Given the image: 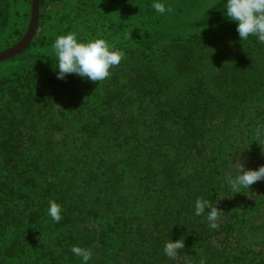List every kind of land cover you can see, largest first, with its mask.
<instances>
[{"label": "trees", "instance_id": "trees-1", "mask_svg": "<svg viewBox=\"0 0 264 264\" xmlns=\"http://www.w3.org/2000/svg\"><path fill=\"white\" fill-rule=\"evenodd\" d=\"M75 1L74 14L42 17L50 34L38 47L54 51L69 32L98 38L93 16L117 10L121 21L109 17L104 37L123 58L100 82L58 79L55 55L43 76L31 69L0 81V264H81L73 245L91 251L88 264H264V251L249 255L264 241L245 248L237 231L232 246L220 230L246 221L239 201L257 189L227 185L239 156L264 165V44L241 41L228 19L159 39L146 18L166 15L152 0ZM163 2L176 10L183 0ZM197 198L222 211L217 228L194 214ZM50 200L59 222L47 215ZM180 238L185 247L169 258L164 243Z\"/></svg>", "mask_w": 264, "mask_h": 264}, {"label": "rangeland", "instance_id": "rangeland-1", "mask_svg": "<svg viewBox=\"0 0 264 264\" xmlns=\"http://www.w3.org/2000/svg\"><path fill=\"white\" fill-rule=\"evenodd\" d=\"M1 3L4 8L0 9V52L17 44L26 35L32 20V0H1ZM77 5L78 2L75 0H40L39 23L41 24L42 17L46 20L47 16L53 15L57 9L64 12L70 11L74 14ZM223 11V0H183V2H179L176 10L172 8L171 11L163 14L166 15L165 21H161L160 19L157 20L156 18H146V22L148 23L149 31H151L156 38L166 39L171 36H185L190 35V33L193 32L199 33L211 27L217 26L227 19L222 14ZM95 16L96 20L93 23L95 24V27H97L99 35L97 37L104 39V36L108 33L106 23L109 17L114 21H121L120 14L117 13V10L112 11L110 16L106 17V12L103 9L100 14L94 15L93 17L95 18ZM68 20L69 19L67 18L63 21L67 23ZM93 23L90 22L88 24L91 26ZM88 28L89 27L84 29L81 33H83V35L86 34ZM49 34L50 33L45 29V26L42 28L39 27L38 24L36 34L30 46L20 55L0 62V81L6 76L14 75L13 73L16 72L18 75L21 73V76H24L26 71L32 69L38 75L43 76L41 71L43 68L47 67L46 69L52 70L54 67L53 65H55L52 60L53 58L51 57L55 55L54 51H51V49L49 50L47 47L46 50H42L38 47L44 37H47ZM140 36H142V34H140ZM148 38H150V36H148ZM44 40L46 41V38ZM45 53L49 55L50 58L42 57ZM41 65H43V68ZM26 121H30L29 115L27 116ZM239 158H242L241 160L243 162H240L244 165L245 169L249 165H251L253 169H257L255 168V164H257V162H248L244 160L245 158L249 160L250 155L243 154L240 155ZM256 159L257 157L254 161L258 160ZM254 188L256 187L254 186ZM254 192L255 194L248 195L244 201H239L240 205L238 207L240 209H244V212L247 214L244 217L246 221L239 220V218L235 222L236 224H231L232 227H227L225 221H223V224L220 227L221 231H225L224 228H226V230L228 229V232H231L230 242L232 246L234 243H237V231L244 234V237L240 238L239 242H244L245 248L250 246L251 242H258L259 240L264 241V238H259V236L264 237V235L262 236L258 234V236L257 230H255V224H257V229L262 230L260 234L264 232V202L263 200L259 201V197H264L262 196L264 195L263 178L257 181V189ZM9 216L7 217L11 219L17 215L9 214ZM251 228H254L253 231H255L253 232ZM215 234L218 235V233ZM222 235H219V238L223 240L225 236ZM214 238L216 237H212L211 243L214 244V248L218 250L219 245L215 243L217 238ZM263 251L264 245L254 246V248L249 252V255L254 254L253 258H255L256 254ZM236 255H238V253H233V257ZM232 261V264H234V260ZM249 262L250 261L247 263Z\"/></svg>", "mask_w": 264, "mask_h": 264}, {"label": "clouds", "instance_id": "clouds-1", "mask_svg": "<svg viewBox=\"0 0 264 264\" xmlns=\"http://www.w3.org/2000/svg\"><path fill=\"white\" fill-rule=\"evenodd\" d=\"M150 7L162 15L171 11L170 6H166L163 0H152ZM223 9L222 14L229 21L236 22V31L241 41L255 36L258 42L264 44V0H223ZM52 47L57 60L54 69L57 70L58 79H64L67 74L74 73L86 80L100 82L111 74V68L118 65L123 58V52L110 47L105 39L98 37L83 41L72 32L58 35ZM262 178L264 165L257 169L244 170V165L240 162L237 174L226 176L225 181L234 193H240L241 188L249 189L250 185ZM61 213V205L50 200L47 215L51 220L59 222ZM221 213L222 211L210 201L201 198L195 200L194 214L204 215L210 228L218 227L217 220ZM183 247V239H171L164 243L163 252L169 258H175L178 250ZM71 252L80 258L81 264H88L92 256L89 249L78 245H73Z\"/></svg>", "mask_w": 264, "mask_h": 264}, {"label": "water", "instance_id": "water-1", "mask_svg": "<svg viewBox=\"0 0 264 264\" xmlns=\"http://www.w3.org/2000/svg\"><path fill=\"white\" fill-rule=\"evenodd\" d=\"M40 0H32V20L26 35L12 47L0 52V62L14 58L31 44L39 24Z\"/></svg>", "mask_w": 264, "mask_h": 264}, {"label": "crops", "instance_id": "crops-1", "mask_svg": "<svg viewBox=\"0 0 264 264\" xmlns=\"http://www.w3.org/2000/svg\"><path fill=\"white\" fill-rule=\"evenodd\" d=\"M0 6H1V7H0V9L4 8V7H2V3H1V0H0Z\"/></svg>", "mask_w": 264, "mask_h": 264}]
</instances>
